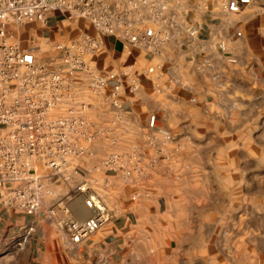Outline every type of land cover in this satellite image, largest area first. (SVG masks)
Here are the masks:
<instances>
[{
  "label": "built area",
  "instance_id": "1",
  "mask_svg": "<svg viewBox=\"0 0 264 264\" xmlns=\"http://www.w3.org/2000/svg\"><path fill=\"white\" fill-rule=\"evenodd\" d=\"M179 1L0 0L2 209L41 219L66 246L76 248L113 219L106 204L113 179L134 187L131 201L139 198L136 182L167 160L166 147L176 139L158 129L151 115L142 145L117 151L129 133L122 95L139 90V76L127 69L97 72L92 58L102 51L104 37L153 57L178 36L193 39L196 29L182 17ZM254 1L196 0L194 7L229 16ZM57 13L71 25L86 21L93 33L80 31L51 50L22 46L25 26H46ZM32 28L29 33H34ZM140 76L154 80L159 89L158 81L168 73L149 67ZM97 147L103 151L99 158ZM85 160L90 163L85 165ZM75 202L86 217L72 208ZM27 234L19 241L23 243ZM19 241L15 245L21 248Z\"/></svg>",
  "mask_w": 264,
  "mask_h": 264
},
{
  "label": "crops",
  "instance_id": "2",
  "mask_svg": "<svg viewBox=\"0 0 264 264\" xmlns=\"http://www.w3.org/2000/svg\"><path fill=\"white\" fill-rule=\"evenodd\" d=\"M179 2L182 17L196 29L193 39L178 36L153 57L104 37L102 51L92 58L105 71L127 69L139 76V90L122 95L131 130L128 142L139 128L147 132V119L155 115L157 128L176 139L166 147L167 160L141 180L139 198L131 203L120 180L113 179L106 196L113 219L76 248L66 246L41 219L0 207V264H211V253L196 251V230L208 227L198 224L196 213L210 211L186 197L191 199L198 174L197 150L212 148L213 134L226 135L221 145L236 149L227 156L241 158L239 164L252 163V170L241 167L244 178L259 176L264 165V0L229 16L213 8L196 10V0ZM32 29L30 36L40 32L48 50L80 31L93 33L86 21L71 25L58 13L46 26ZM149 67L168 73L158 81L159 89L154 80L140 76ZM95 151L98 157L102 153L99 147ZM26 232L21 248L16 247Z\"/></svg>",
  "mask_w": 264,
  "mask_h": 264
},
{
  "label": "rangeland",
  "instance_id": "3",
  "mask_svg": "<svg viewBox=\"0 0 264 264\" xmlns=\"http://www.w3.org/2000/svg\"><path fill=\"white\" fill-rule=\"evenodd\" d=\"M25 27L28 32L23 35V47L34 45L42 50L49 49L39 37L40 32L36 37H31L32 33H29V30L32 26ZM54 61L53 64H57L58 59L55 58ZM94 67L97 72L105 71L104 67L97 65ZM140 130L141 128L139 132ZM139 132L134 133L131 143L128 142L131 133L129 132L117 146V151L127 152L132 144L141 146L148 132L140 134ZM172 136L174 137L173 134ZM223 136L226 138V135ZM223 136L220 133L213 134L211 137L214 138H210L213 139L212 148L198 149L196 154L198 174L196 181L193 182V188L191 187L193 193L189 194L191 199L186 197V200L194 201L200 208L205 206L207 211H210L207 214L196 213L198 224L208 226L196 230L199 236L196 251L211 253V264H264V165L260 166L259 176L254 179L251 178L252 175L249 179L244 178V174L247 173L243 174L241 167L252 170V163L242 162V165L239 164L241 158L235 155L227 156L228 152H236V149H228L221 145L224 141ZM233 136L232 134L230 137ZM146 155L150 157L149 152ZM89 163L88 160L84 161L85 165ZM254 167L256 169V166ZM118 183L120 190L125 192L128 202L131 203L130 194L133 191L129 189L134 190V187L129 188L121 181ZM185 184L187 196L189 187L187 182ZM136 186L141 187V181H137ZM78 216L80 217L79 214ZM205 220L207 223H204ZM210 221L212 223H209Z\"/></svg>",
  "mask_w": 264,
  "mask_h": 264
},
{
  "label": "bare ground",
  "instance_id": "4",
  "mask_svg": "<svg viewBox=\"0 0 264 264\" xmlns=\"http://www.w3.org/2000/svg\"><path fill=\"white\" fill-rule=\"evenodd\" d=\"M74 210L80 215V217L87 216V212L82 209L79 203L74 204Z\"/></svg>",
  "mask_w": 264,
  "mask_h": 264
}]
</instances>
